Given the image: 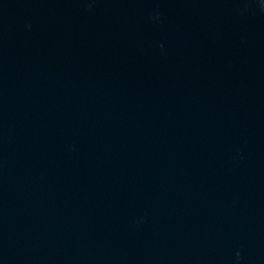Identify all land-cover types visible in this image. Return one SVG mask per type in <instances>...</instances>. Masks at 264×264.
I'll return each mask as SVG.
<instances>
[{"label":"water","instance_id":"water-1","mask_svg":"<svg viewBox=\"0 0 264 264\" xmlns=\"http://www.w3.org/2000/svg\"><path fill=\"white\" fill-rule=\"evenodd\" d=\"M0 264H264V0H0Z\"/></svg>","mask_w":264,"mask_h":264}]
</instances>
